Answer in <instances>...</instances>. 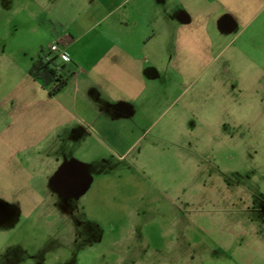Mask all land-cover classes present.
<instances>
[{
	"label": "rangeland",
	"instance_id": "1",
	"mask_svg": "<svg viewBox=\"0 0 264 264\" xmlns=\"http://www.w3.org/2000/svg\"><path fill=\"white\" fill-rule=\"evenodd\" d=\"M54 2L0 0V79L56 40ZM161 67L133 123L16 158L33 205L0 192V264H264V9L193 85Z\"/></svg>",
	"mask_w": 264,
	"mask_h": 264
},
{
	"label": "crops",
	"instance_id": "2",
	"mask_svg": "<svg viewBox=\"0 0 264 264\" xmlns=\"http://www.w3.org/2000/svg\"><path fill=\"white\" fill-rule=\"evenodd\" d=\"M263 9L264 0H55L48 10L52 43H62L71 76L52 95L29 75L37 56L14 83L12 69L2 68L0 192L9 202L33 205L32 173L17 161L21 153L53 146L77 125L102 130L112 117L133 123L131 108L149 96L150 75L163 66L193 85Z\"/></svg>",
	"mask_w": 264,
	"mask_h": 264
},
{
	"label": "trees",
	"instance_id": "3",
	"mask_svg": "<svg viewBox=\"0 0 264 264\" xmlns=\"http://www.w3.org/2000/svg\"><path fill=\"white\" fill-rule=\"evenodd\" d=\"M28 72L31 77L40 80L43 86L48 87L49 93L52 95L58 93L71 76L60 55L53 52L50 47L40 49Z\"/></svg>",
	"mask_w": 264,
	"mask_h": 264
},
{
	"label": "built area",
	"instance_id": "4",
	"mask_svg": "<svg viewBox=\"0 0 264 264\" xmlns=\"http://www.w3.org/2000/svg\"><path fill=\"white\" fill-rule=\"evenodd\" d=\"M61 46H62V43L60 41H56L50 45V49L53 52L58 53L60 55L62 61L68 62L69 58L64 53L61 52Z\"/></svg>",
	"mask_w": 264,
	"mask_h": 264
}]
</instances>
